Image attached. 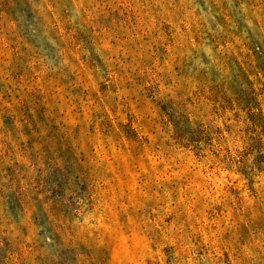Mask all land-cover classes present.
I'll use <instances>...</instances> for the list:
<instances>
[{
  "label": "rangeland",
  "instance_id": "374dc122",
  "mask_svg": "<svg viewBox=\"0 0 264 264\" xmlns=\"http://www.w3.org/2000/svg\"><path fill=\"white\" fill-rule=\"evenodd\" d=\"M0 264H264V0H0Z\"/></svg>",
  "mask_w": 264,
  "mask_h": 264
}]
</instances>
